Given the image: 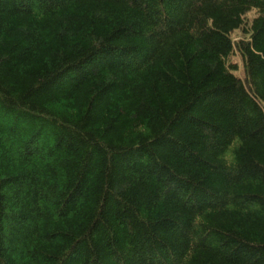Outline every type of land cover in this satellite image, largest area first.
Returning <instances> with one entry per match:
<instances>
[{"label": "trees", "instance_id": "trees-1", "mask_svg": "<svg viewBox=\"0 0 264 264\" xmlns=\"http://www.w3.org/2000/svg\"><path fill=\"white\" fill-rule=\"evenodd\" d=\"M0 264H264V0H0Z\"/></svg>", "mask_w": 264, "mask_h": 264}, {"label": "rangeland", "instance_id": "rangeland-1", "mask_svg": "<svg viewBox=\"0 0 264 264\" xmlns=\"http://www.w3.org/2000/svg\"><path fill=\"white\" fill-rule=\"evenodd\" d=\"M254 12H251L248 16L250 18H252L254 16L253 14ZM233 38H234V41H237L238 39L240 40L241 38H243V34L240 32V31H235L233 33ZM231 62H234V63H238L239 64V69L235 72V74L239 77H242L243 76V67H242V61H241V57L238 53H235L232 57H231Z\"/></svg>", "mask_w": 264, "mask_h": 264}]
</instances>
